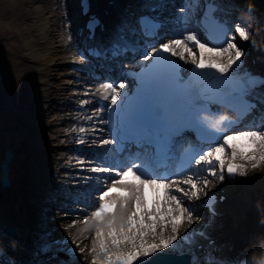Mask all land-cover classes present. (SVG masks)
Wrapping results in <instances>:
<instances>
[{
    "label": "bare ground",
    "instance_id": "bare-ground-1",
    "mask_svg": "<svg viewBox=\"0 0 264 264\" xmlns=\"http://www.w3.org/2000/svg\"><path fill=\"white\" fill-rule=\"evenodd\" d=\"M37 1L39 0H0V26L3 29L1 32L3 41H0V49L3 52V54L0 53V61L3 62L2 79L10 80L11 87L4 82L3 85L25 94V97H21L20 101L15 103V106L20 109V114L16 111L10 113L8 108L0 107V128H4V131H8L9 128L12 130L10 133L9 131L0 133V150L4 151L6 147H10L17 154L8 162L9 185H0V188H3L0 189V204H2L0 207V236H2L1 229L8 223L15 224L18 231L15 240L3 238L0 243L3 241L9 254L21 258V264H25L24 260L27 258H31L33 264H42V260L44 264H92L91 249L95 239V221L92 219V214L96 211L93 210V204L99 195L96 189H88L89 197L85 196L86 208L80 215L67 212L66 207L61 206L63 202L55 206L60 208L64 219L47 221L45 215H50L48 203L50 205L55 203L52 200L54 195L58 198L62 197V200L65 197L70 198L72 195L69 192L76 189L73 184L80 185L81 180L86 178L97 179L100 182L103 180L109 187L111 186L108 173L93 171L98 167L93 164L89 165L92 162L86 159L81 163V158L78 157L76 147H74L78 142L94 146L99 151L98 159L103 165L124 167L126 171L130 158L123 154L122 157H117V154L121 155V152L115 150L114 144L105 145L102 141H113L112 133L108 128L112 108L110 103L112 89L107 85L118 86L124 80L123 67H129L132 64L127 63L119 69L115 68L118 71L104 67L100 73L106 78L104 76L97 78L93 71H89L91 66L88 64L91 62L80 58L81 42L77 40L72 25L63 20V15L73 17L74 9L71 10L68 7L66 9L65 6V9L62 8L60 6L62 0H60L59 6L61 10L64 9V14L59 17L57 10L52 8L55 0H41L40 4H34ZM103 1L93 0L94 7L102 5L111 10L115 8L124 16L132 12L129 5L126 10L121 0H114L113 8L112 5H106ZM138 3L139 5L155 4L157 9L154 13L163 19V29L171 32L164 38L169 42L182 40L191 49V53L181 48L175 50L178 59L185 66L193 61V57L196 59L199 55H214L217 52L223 53L215 57L219 61L227 63L229 57L235 59L233 46L229 47L231 45L229 42L211 48L212 53L209 54L207 51L202 53L195 41L187 40L189 34H185V31L189 32V28L192 29L191 31L196 30L192 35L199 40L196 25L190 21L198 0H138ZM168 3L181 6L174 9ZM262 9H264V0H228L226 8L222 14H219L222 19L230 22L233 30L231 38L235 39L237 44L239 42L237 32L243 31L246 34L251 28L250 40L254 45L250 46L249 43L244 45L248 50H240L242 53L240 60L233 67L245 65V67L263 71L261 66L264 63V21L260 17ZM46 11L48 12L47 17H37V13L41 15ZM50 12L52 13L49 14ZM174 14L180 18L179 33L177 27L174 31L170 29L174 27L172 18ZM117 20L120 21V19ZM125 23L128 24V21ZM164 30L159 31V34ZM123 38L125 41H130L133 48L140 42L137 30L130 28L126 30ZM225 48L229 50L223 52ZM145 50L146 48H138L135 55H143ZM205 50H207L206 47ZM245 53H248V56ZM128 57L131 61H135L136 57L130 55ZM250 58H253V62ZM62 82L74 86L67 87L61 85ZM77 82L82 85L81 89L75 87ZM6 97L8 94L2 92L0 88V102L2 99L5 101ZM96 98L98 101H95L92 109L88 111L91 115H86L85 104H90L91 100ZM248 98L253 100L255 107L235 128V130L239 128H245V130H232L228 136L239 135L245 131H257V128H263L259 132L264 134V126H262L264 125V84L250 90ZM8 102L9 107L14 108L12 102ZM25 109L31 114L30 117L28 114L25 115ZM65 111H68V119L63 118L66 115ZM46 112H50L46 119L52 117L49 123L45 119ZM16 121H18V126L15 125ZM47 123L50 128L53 126L51 129L53 133H48L50 128L49 126L47 128ZM58 123L62 126L67 125L63 131H68L69 128L70 130L64 133L59 129L60 127H57L53 131ZM88 123L89 127H87ZM88 128H93V133H87L85 130ZM14 130L15 133H12ZM30 135H32V140L28 137ZM232 143H235L238 149L235 160L239 165L246 166V170L251 174L250 177H246V184L241 187V180H236L238 183H235L234 179L237 178L238 173L234 179L224 177L221 181L219 175L211 177L208 172L199 173L192 169L170 177L169 180H161L183 189V191H169V195L176 196L181 207L184 208L183 219L179 221L175 233L172 231L171 219L166 218L158 223L155 229L156 235L149 234L148 236L150 242L159 241L161 238L167 240L175 235L177 239L164 250L169 252L186 250L193 257V264H216L218 262L249 264L251 252L258 249L261 241H264V223H260L262 214H257L258 206H255L251 200L257 194L264 196V161L258 159L261 150L248 139L236 140ZM217 147L222 146L215 144L207 147L203 155L207 156L208 152H215ZM240 150L245 155H255L257 160L242 159ZM221 155L224 160L233 159L232 147L224 149ZM2 157L3 152L0 151V159ZM254 163L257 164L256 168H253ZM219 166V161H215L216 171ZM112 175L116 179L120 178L115 173ZM72 176L82 178H76L77 180L73 179L74 181L70 182ZM205 178L209 181L206 186ZM124 179L134 178L127 176ZM189 179L196 184V189H192L186 183ZM146 188L145 196L150 205L157 196L160 198L164 196L163 189L159 192L151 189L152 195L149 198L146 195ZM84 189L86 188H81V191L84 192ZM220 189H223L222 192L226 199L218 205V215L209 217L208 213L203 208L200 209L195 201L205 195L207 190L219 192ZM193 191L197 193L195 197L192 196ZM261 201L264 200L262 198L257 200V202ZM13 203L15 205H12ZM259 207L262 211L264 210L261 204ZM204 212L206 215L203 214ZM189 213H191L190 217ZM174 215L180 216L181 214L177 212ZM66 216L72 217L67 219ZM83 221L86 224H82ZM231 223L235 224L234 227ZM35 230L42 233L34 235ZM207 237L214 238L210 247L203 245L200 249L190 248L192 245L203 242ZM76 242L79 244L78 248L75 247ZM20 245H23V250H20ZM52 246L55 247L52 248ZM205 247L213 254L212 262H207L206 258L199 256ZM61 248L74 249L75 253L68 258L59 254L58 251ZM78 253L82 254L81 257L77 255ZM79 257L80 260H78ZM26 264L32 263L27 262Z\"/></svg>",
    "mask_w": 264,
    "mask_h": 264
},
{
    "label": "snow or ice",
    "instance_id": "snow-or-ice-1",
    "mask_svg": "<svg viewBox=\"0 0 264 264\" xmlns=\"http://www.w3.org/2000/svg\"><path fill=\"white\" fill-rule=\"evenodd\" d=\"M98 21L93 18L89 23V28L93 29ZM157 25L151 21H144V30L146 32H152ZM240 36L247 38L245 32L241 31ZM188 41H195L201 52L211 54L212 49L205 50V46L200 44L195 35H188ZM230 45L229 47H232ZM176 48L186 49L191 53V49L182 40H172L168 43H163L160 46V51L155 48L152 50L153 59L156 57H163L164 53L176 54ZM229 49H223V52H227ZM222 52H217L214 55L202 56L199 61H196L193 57V63L197 65L193 68L194 79L188 83L179 82L174 73H162L157 77V82L164 88L167 97L171 101H178L181 112L185 115L186 120L183 123L171 125L163 130L152 128L149 125H143L136 138L131 140L140 141L146 148H151L156 155H168L174 151L173 138L180 136L186 129H191L198 133L199 136L205 140H214L216 138H209L200 132L196 125L191 122V113L200 111L201 109L212 111L215 106H221L224 104H236L239 102V97L236 95L228 94L225 88H218L215 95H212L203 90V85L196 82L197 77L205 74L209 69L216 70L218 74H227L233 66L238 63L242 55L241 51L237 50L235 53V59L229 57L227 63L219 62L215 57L222 55ZM148 57L146 56L145 59ZM166 59V58H164ZM112 89V95L110 96V103L115 106L111 110H115L118 104V97L120 101L125 96L122 91L117 89H124L125 85L120 83L118 86L112 84L107 85ZM169 109H165L166 116L169 114ZM199 122V121H198ZM231 123V122H230ZM200 125H203L199 122ZM204 126V125H203ZM207 128V127H206ZM209 129V128H208ZM212 130V129H211ZM220 133L222 130L216 131ZM116 137V136H115ZM153 137H158L159 142L155 141ZM226 143L231 144L232 157L236 158L238 155L237 145L232 143L236 140L248 139L253 145L261 150L259 160L264 161V134L259 131H245L235 136H225ZM116 141L119 142L116 138ZM218 142V139H217ZM103 144L107 145L113 143L112 140H104ZM224 147H217L215 149V159L207 160L205 155H199L196 159L194 156L188 160L189 164L193 162L197 166L203 167L207 165L206 171L209 176L216 177L217 171L215 168V161L218 160L220 164L219 179H224V165L225 160L222 157ZM242 159L257 160V157L252 154H243L240 150ZM208 157H212L213 153L208 152ZM257 164H253V168H256ZM95 172L108 173L111 186L106 183L101 184L96 191L99 193L96 197V211L92 214V219L95 221V239L92 246V264H151V258L158 252L167 249L173 241L177 239L175 235L171 236L167 240L161 238L159 241L150 242L148 240L149 234L155 236L156 225L163 222L168 218L172 220V231H177L178 223L183 219L184 208L181 207L180 201L176 196H170L169 191H183L175 187L171 183H164L160 178H142L151 175L148 169L138 166L132 161H128L126 165V171L124 167L114 166L110 168H96ZM228 173H238L245 175L244 165H237L234 162L227 163ZM120 177L116 179L112 175ZM139 173V175L137 174ZM131 176L134 179L127 180L124 177ZM208 179L205 178V186L208 184ZM192 189H196V184L191 179L186 181ZM151 188L155 192H159L160 189L164 190V196L162 198L156 197L149 204L145 196V188ZM187 195V193H185ZM197 195L196 191L192 192V196ZM207 196V194H205ZM179 212L181 215L176 216L174 213ZM191 213H189V217ZM81 251H83L81 249Z\"/></svg>",
    "mask_w": 264,
    "mask_h": 264
},
{
    "label": "rangeland",
    "instance_id": "rangeland-1",
    "mask_svg": "<svg viewBox=\"0 0 264 264\" xmlns=\"http://www.w3.org/2000/svg\"><path fill=\"white\" fill-rule=\"evenodd\" d=\"M40 2H41V0H39V1H37V2H34V4H40ZM59 2H60V0H55L54 1V6L52 7V8H54V9H56L57 10V14L59 15V17H61V15L62 14H64L63 12H64V9L66 8V5H67V0H62L61 1V3H63V5H61V3H60V6L62 7V8H64V6H65V8L63 9V10H61V8H60V6H59ZM66 4V5H65ZM168 5L170 6V7H174V9L175 8H177V6L178 7H180L181 5H179V4H176V3H168ZM53 9V10H54ZM50 11H52V10H50ZM62 12V13H61ZM260 12L262 13L261 15H260V17H261V19H263V21H264V9H262V10H260ZM52 12H50L49 14H51ZM36 15H38L37 17L38 18H43V17H47L48 16V12L46 11L44 14H39V13H37ZM66 15H63V20L65 21L66 20V17H65ZM172 16V15H171ZM172 18H173V20H174V22H173V26L174 27H170V29H172L173 31L174 30H176V27H177V32L179 33V26H181V23H179V19L180 18H178V17H176V15L174 14L173 16H172ZM31 20H34L35 21V19H32L31 18ZM179 29V30H178ZM164 30V29H163ZM162 30V31H163ZM3 31V29H2V27L0 26V41H3V33H1ZM172 31V32H173ZM232 26H231V29L229 30V33L227 34V36H226V42H229V44L231 43V45H233V54H235L236 53V51L237 50H241V51H243V50H248L247 49V47L246 46H244V45H247L248 43H249V45L250 46H252V45H254V43L250 40V34H251V28H250V30H248V33H246V37L247 38H244V37H241L240 36V33L239 32H237V35H238V40H239V42H238V44L235 42V39H233V38H231L232 37ZM182 32V31H181ZM236 32V31H235ZM189 34V35H192V33H190V32H188V31H185V34ZM162 34V33H161ZM259 37H260V33H259ZM264 49V48H263ZM0 53H2L3 54V52H2V49H0ZM245 55L246 56H248V53H245ZM80 58H82V56L80 55ZM1 62L2 61H0V88H1V91L2 92H4V93H7L8 94V97H6L5 98V101H3V99H2V102H0V107L1 108H8V111L10 112V113H13V112H19V114H20V109H19V107L17 108V106H15V103L16 102H19L20 101V99H21V97H25V94L22 92V91H16V90H13L12 88H7V87H5L4 85H3V82L6 84V85H8L9 87H11L10 86V84L9 83H11V81L10 80H7V79H2L3 78V62H2V64H1ZM88 68H90V67H88ZM92 68V67H91ZM90 68V69H91ZM86 69V68H85ZM89 69V71H93V73L97 76V78L98 77H103L104 75H102V73H100L101 71H99V70H97L96 68H92L93 70H90ZM80 71L82 70V69H79ZM86 70H88V69H86ZM113 71H118V70H116L115 68H113ZM89 76H87V78H88ZM105 78H106V76H104ZM61 85H64V86H67V87H70V86H74L73 84H70V83H66V82H62L61 83ZM75 87L77 88V89H81L82 88V85H80L79 84V82H77L76 84H75ZM86 87H88V86H86ZM7 100V101H6ZM8 101H10V102H12V104H13V106H14V108H10L9 106H10V104H9V102ZM95 101L97 102L98 101V99L96 98V99H93V100H91V102H90V104H85V108H87V111L85 112V114L86 115H91L90 113L91 112H88L90 109H92V107H93V104L95 103ZM31 106H32V104H31ZM94 106H96V104L94 105ZM25 112H26V114L25 115H27L28 114V116L30 117V115L31 114H29L28 112H27V109H25ZM48 113H50V112H46V117H45V119L47 118V116H48ZM65 116H63V118L64 119H68V116H69V114H68V111H65ZM33 115V114H32ZM52 118V117H51ZM51 118H48V119H46V122H50V119ZM67 121H69V120H67ZM18 121H16L15 122V125L16 126H18ZM44 124H45V121L43 122ZM48 123H47V128H48ZM90 126V124L88 123V125H87V127H89ZM262 126H264V125H262ZM53 127V126H52ZM52 127L50 128V126H49V128H50V131H48V133L50 132H52ZM57 127H60L59 129L60 130H64V129H66V127H67V125L65 124L64 126H62V125H60L59 123H58V126L56 125V128L53 130V131H55L56 129H57ZM261 127V126H260ZM11 128H9V133L12 131V130H10ZM13 129H14V127H13ZM22 129H24V128H22ZM69 130H70V128H69ZM68 130V131H69ZM242 130H245V128L243 129V128H239L238 130H235V131H242ZM259 130H263V128H257V131H259ZM8 131H4V128H0V133L2 134V132L4 133V132H8ZM67 130H65V131H63L64 133H66V132H68ZM87 133H93V128H88L87 130H85ZM21 132H24V130L22 131L21 130ZM12 133H15V130L12 132ZM53 133V132H52ZM29 137V139H31L32 140V135H30V136H28ZM19 138H21V135H19ZM78 142V141H77ZM91 142V141H90ZM76 144V143H75ZM74 147H76V152H77V155H78V157H80L81 158V163L83 162V160L84 159H86V160H88V161H90V162H92V163H89V165H91V164H93L94 166H97L98 168H112V167H110L109 165H103L102 164V162H100V160L98 159V157L100 156L99 155V151H97L96 149H95V147L94 146H92V145H88V144H86V143H80V142H78ZM0 151H2L3 152V150H0ZM117 157H122V155H118L117 154ZM79 160V159H78ZM100 164V165H99ZM99 165V166H98ZM18 170H19V168H18ZM244 171L248 174L247 176H245V175H240V174H238V176H237V178L236 179H234V181H235V183H238L237 181L238 180H241L242 181V183H241V187L242 186H244V184H246V177L248 178V177H250L251 176V174L246 170V166H244ZM202 175V174H201ZM76 178H82V177H78V176H72V180H70V182H73L74 180L73 179H76ZM77 180V179H76ZM81 180V179H80ZM237 180V181H236ZM82 182H81V184L80 185H76V184H73V186L74 187H76V189H73L72 191H70L69 193H71V197L70 198H67V197H65V198H63V200L64 199H68V200H62V197H57L56 195H54L53 196V201L55 202L53 205H50L49 203H48V210H49V212H50V215L49 216H47V215H45L46 216V218H47V221H49V219L50 220H56V221H59V219H64V217H63V213L60 211V208H58V207H56L55 205L56 204H58V205H60L61 203L60 202H63L62 204H61V206L62 205H64L65 207H66V211L67 212H71V213H75V214H79L80 215V213H82V212H84L85 211V196H88V194H89V192H88V189L90 188V189H97L101 184H103V183H105L103 180H101V182L100 181H97V179H92V180H90V178H86V179H84V180H81ZM69 186V185H68ZM77 186H79V187H77ZM94 187H96V188H94ZM81 188H86V189H84L83 191L84 192H82L81 191ZM0 189H3V188H0ZM49 194H52V193H49ZM77 196V197H76ZM49 197H52V196H49ZM89 197V196H88ZM253 198V199H252ZM251 198V200H252V202H253V204H255V206L256 205H258V203H259V205L261 204V206H264V201H261V202H257V200L258 199H260V198H262V200H264V196L263 195H261V194H257V195H255V196H253ZM23 200H24V197H23ZM1 201V200H0ZM43 202V201H42ZM96 204H97V200H95L94 201V204H93V210H96ZM1 205L2 204H0V207H1ZM12 205H15V203H13ZM258 208V213L257 214H262V215H264V213H263V211L260 209V207H257ZM53 209V210H52ZM204 214V213H203ZM71 217L72 216H66L65 218H67V219H71ZM227 222H228V220H227ZM82 224H86V222L85 221H83L82 222ZM231 225H234V224H232L231 223ZM42 232H37V230H35V233H34V235H36V234H41ZM40 237V236H39ZM39 237H38V239H39ZM40 246H43L44 244H39ZM48 245V244H47ZM55 246H52V248H54ZM75 247H79V244L76 242L75 243ZM63 250H61L60 252H62ZM80 251H81V249H80ZM210 252V251H209ZM203 253H205V252H203ZM202 254V253H201ZM78 256H80L81 257V253H78L77 254ZM212 255L213 254H211V252H210V254H207L204 258H206L208 261L207 262H212ZM202 256V255H201ZM80 257L78 258V260H80ZM42 260V259H41ZM42 264H44V261L42 260ZM216 264H223V262H218V263H216Z\"/></svg>",
    "mask_w": 264,
    "mask_h": 264
},
{
    "label": "water",
    "instance_id": "water-1",
    "mask_svg": "<svg viewBox=\"0 0 264 264\" xmlns=\"http://www.w3.org/2000/svg\"><path fill=\"white\" fill-rule=\"evenodd\" d=\"M75 1L67 0L68 9H74L76 14H79L78 9L76 10ZM91 12L89 11L82 18V21L89 16ZM68 19L73 21V17H69ZM66 21V20H65ZM82 21L76 22L72 29H75L77 24H82ZM16 152H14L10 147H6L3 151V157L0 159V185L7 186L9 183L8 179V162L16 157ZM2 235L10 240H15L18 235L17 227L13 223H8L3 226L1 229ZM189 255L187 253H165L158 252L151 258V264H190Z\"/></svg>",
    "mask_w": 264,
    "mask_h": 264
},
{
    "label": "clouds",
    "instance_id": "clouds-1",
    "mask_svg": "<svg viewBox=\"0 0 264 264\" xmlns=\"http://www.w3.org/2000/svg\"><path fill=\"white\" fill-rule=\"evenodd\" d=\"M196 119L209 129L219 131L223 124L230 119L227 111H208L201 109ZM248 174L246 173L245 176ZM260 206L259 203L257 205ZM260 223H264V215L260 218ZM249 264H264V241H261L258 249H254L249 257Z\"/></svg>",
    "mask_w": 264,
    "mask_h": 264
}]
</instances>
